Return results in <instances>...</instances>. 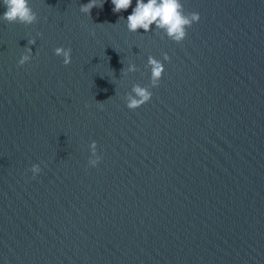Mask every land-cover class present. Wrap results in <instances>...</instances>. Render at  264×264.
Wrapping results in <instances>:
<instances>
[{
    "label": "water",
    "instance_id": "95a60500",
    "mask_svg": "<svg viewBox=\"0 0 264 264\" xmlns=\"http://www.w3.org/2000/svg\"><path fill=\"white\" fill-rule=\"evenodd\" d=\"M88 2L0 19V264H264V0H182L201 16L182 43L129 32L136 0ZM149 55L166 70L129 109Z\"/></svg>",
    "mask_w": 264,
    "mask_h": 264
},
{
    "label": "clouds",
    "instance_id": "9594fccd",
    "mask_svg": "<svg viewBox=\"0 0 264 264\" xmlns=\"http://www.w3.org/2000/svg\"><path fill=\"white\" fill-rule=\"evenodd\" d=\"M114 5L112 11L120 13L132 6L133 0H111ZM6 11L0 16V19L9 24L19 23L25 26L38 22V13L32 8L30 0H3ZM104 0H89L88 3L80 5L82 13L91 16L94 7H103ZM201 19L200 13L197 11L185 12L182 0H136L135 7L126 19V27L129 32H138L143 29L144 32L160 29L172 41L182 43L187 35L188 29ZM95 32L93 31V35ZM39 35H42L40 33ZM36 44L35 38L28 41V45ZM57 56L63 57V63L69 65L72 61V48L59 46L54 49ZM33 58V50L31 46L25 48V52L19 60V65L31 61ZM171 57L167 52L163 54L164 61H170ZM147 68L150 69V83L146 86L135 83L131 90L125 95L127 107L135 110L138 107L149 102L153 96L152 88L158 87L165 72V64L161 59L154 55H149L147 59ZM138 70L135 63L123 67L121 71L125 75L134 73ZM109 99V98H108ZM99 107L103 108V101H97ZM91 156L89 157V166H98L102 160V156L98 154L97 141L93 140L90 144ZM30 171L33 178L39 174L42 169L40 164H33Z\"/></svg>",
    "mask_w": 264,
    "mask_h": 264
}]
</instances>
